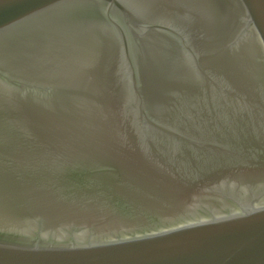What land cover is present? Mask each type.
<instances>
[{
  "label": "water",
  "instance_id": "obj_1",
  "mask_svg": "<svg viewBox=\"0 0 264 264\" xmlns=\"http://www.w3.org/2000/svg\"><path fill=\"white\" fill-rule=\"evenodd\" d=\"M0 264H264V0H0Z\"/></svg>",
  "mask_w": 264,
  "mask_h": 264
}]
</instances>
